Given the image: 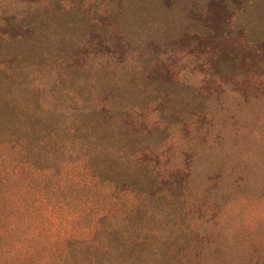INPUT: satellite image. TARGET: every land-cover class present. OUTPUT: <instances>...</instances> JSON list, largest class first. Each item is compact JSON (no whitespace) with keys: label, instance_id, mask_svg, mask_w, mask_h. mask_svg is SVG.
Returning a JSON list of instances; mask_svg holds the SVG:
<instances>
[{"label":"rangeland","instance_id":"obj_1","mask_svg":"<svg viewBox=\"0 0 264 264\" xmlns=\"http://www.w3.org/2000/svg\"><path fill=\"white\" fill-rule=\"evenodd\" d=\"M2 200L94 205L98 264H264V0H0Z\"/></svg>","mask_w":264,"mask_h":264},{"label":"trees","instance_id":"obj_2","mask_svg":"<svg viewBox=\"0 0 264 264\" xmlns=\"http://www.w3.org/2000/svg\"><path fill=\"white\" fill-rule=\"evenodd\" d=\"M91 186L85 182L82 188ZM33 201L42 207L43 201L38 198ZM20 203L27 205L25 211ZM20 203L18 200L0 202V224L4 220L8 224L0 227V264H98L92 259L98 249V227H93L98 214L92 213L94 205L84 208L89 212L91 227L57 229L47 225L48 218L34 216L30 202L29 205Z\"/></svg>","mask_w":264,"mask_h":264}]
</instances>
